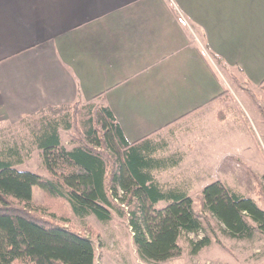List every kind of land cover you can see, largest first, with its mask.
<instances>
[{"label":"crops","instance_id":"0c3cea01","mask_svg":"<svg viewBox=\"0 0 264 264\" xmlns=\"http://www.w3.org/2000/svg\"><path fill=\"white\" fill-rule=\"evenodd\" d=\"M220 66L263 103L264 0H0V124L96 101L129 143H158L227 117Z\"/></svg>","mask_w":264,"mask_h":264},{"label":"trees","instance_id":"16d2710c","mask_svg":"<svg viewBox=\"0 0 264 264\" xmlns=\"http://www.w3.org/2000/svg\"><path fill=\"white\" fill-rule=\"evenodd\" d=\"M228 94V93H227ZM264 117L263 105L259 106ZM29 137L0 143V264H94L92 238L68 227L64 214L33 202L40 189L49 205L65 202L71 213L107 223L112 212L126 220L138 259L160 263L180 254L178 240L205 230L202 216L182 186L156 176L180 158L158 157L147 138L129 143L110 109L96 101L50 106L20 118ZM68 135L69 146L61 139ZM39 152L47 176L19 166ZM202 212L231 238L264 236V211L220 181L203 187ZM187 238L191 255L208 246Z\"/></svg>","mask_w":264,"mask_h":264},{"label":"rangeland","instance_id":"374dc122","mask_svg":"<svg viewBox=\"0 0 264 264\" xmlns=\"http://www.w3.org/2000/svg\"><path fill=\"white\" fill-rule=\"evenodd\" d=\"M219 71L234 94L232 106L226 111L227 117L223 115L222 120H217L211 113L209 118L185 121L170 134L161 133L156 153L158 157L180 158L176 167L161 170L156 176L166 185H179L187 190L193 208L202 216L205 230L183 235L178 240V256L151 264H264L263 235L255 232L250 239L228 237L222 233L217 221L201 210V190L212 182L220 181L231 191L251 199L264 211V117L259 107L235 85L234 75L229 69L220 66ZM29 131V125L21 124L19 120L1 123L0 143L26 140ZM61 139L68 147L69 139L65 132H61ZM19 168L47 176L36 150ZM33 202L47 206L49 211L57 210L64 214L68 227L92 238L97 247L94 264H144L136 255L124 218L112 212L107 223L99 222L92 215L79 219L65 202L49 205L38 188L33 191ZM204 236L210 239L209 245L191 255L187 238L197 241ZM257 248L259 253L255 251Z\"/></svg>","mask_w":264,"mask_h":264}]
</instances>
